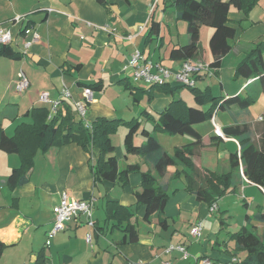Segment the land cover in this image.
<instances>
[{
	"label": "crops",
	"instance_id": "obj_1",
	"mask_svg": "<svg viewBox=\"0 0 264 264\" xmlns=\"http://www.w3.org/2000/svg\"><path fill=\"white\" fill-rule=\"evenodd\" d=\"M174 1L156 0L155 8L150 12L154 0H103L101 3L96 0H0V24L7 25L16 16H27L25 25L40 37L39 42L25 52L22 41H29V38L20 35L21 25L10 24L13 35L10 48L19 58H0L1 128L6 134H12L6 129L14 128L20 122H30L26 113L33 108L44 107L49 117L52 116L53 104L61 100L64 89L70 96L62 100L56 110L64 113V104H68L76 116L74 103L84 102L83 90L97 84L92 90V100L86 104L88 123L96 118L125 122L136 119L140 123L139 130H147L168 155L173 154L169 145L176 149L193 142L186 135L170 136L154 131L150 120L173 100L196 107L190 89L185 92L173 82L165 84L164 88L141 87L130 70L122 71L135 51L171 71L179 69L184 60L171 59L169 54L172 49L187 45L189 36L186 23L177 19L171 6ZM152 23L156 24L154 32H151ZM228 23L236 31L230 52L222 58L218 68L195 76V88L213 97L248 96L253 103L260 98L264 105V74L249 80L234 77L235 68L245 57L250 44L264 37V0L248 14L230 9ZM212 33L208 27L200 28V50L195 59L208 65L212 62L209 48ZM20 70L30 81L29 89L22 94L12 88ZM258 88L259 98L255 97ZM42 93L48 94V103L39 100ZM145 95L147 100L143 104ZM263 114L264 107L255 116L249 108L240 110L232 105L214 111L209 120L195 125L202 137L201 147L190 157L195 167L200 171L228 172L229 155L235 153L231 139L237 140H216L211 126L223 129L235 124H249L253 129ZM139 130L133 137L136 146L145 141ZM126 132L125 127H119L117 134L110 138L115 142L112 145L118 147L113 152L118 168L137 165L140 172L153 171L144 157H124ZM205 148H211L212 153L203 152ZM97 158V150L85 152L75 144L51 147L44 153H36L33 167L25 176L26 182L10 188L6 179L19 166L20 160L17 155L0 151V241L7 246L0 264H35L39 253L43 254L45 264H196L201 257L226 262L235 253L229 234L246 227L258 236L264 235V222L257 219L258 212L264 209V188L248 183L241 166L236 188L217 200V209L212 213L208 204L197 201L185 190L183 176L174 177V172L180 171L181 167L168 166L158 179L160 185L168 188V201L163 213L152 214L147 222L143 220L144 209L135 208L134 192L141 191L140 174H130L125 186L96 181L91 167ZM64 193L72 199H93L90 217L93 225L90 226L87 217L80 214L76 220L69 221L63 231L48 239L47 233L54 220L53 207ZM237 197L246 214L232 222L230 208L232 205L238 208ZM107 201L135 208L137 242H121L124 225H117V221L108 218ZM163 219L165 225H160ZM196 222L201 223L198 241L189 235L190 227ZM88 235L90 243L86 242ZM170 245L184 246L188 257L182 260L178 252L165 253ZM244 256L245 252L236 255L240 260Z\"/></svg>",
	"mask_w": 264,
	"mask_h": 264
},
{
	"label": "trees",
	"instance_id": "obj_2",
	"mask_svg": "<svg viewBox=\"0 0 264 264\" xmlns=\"http://www.w3.org/2000/svg\"><path fill=\"white\" fill-rule=\"evenodd\" d=\"M96 1L103 2V0ZM259 1L175 0L171 6L175 9L177 19L186 23L189 43L172 49L170 58L184 61L196 59L200 50V28L208 27L213 31L209 40L212 54L209 67L218 68L222 58L230 52L231 41L235 37V28L228 23L230 9L248 14ZM155 28L156 24L152 23L151 32H154ZM263 53L264 37L250 44L245 57L235 68L234 77L243 80L261 77L264 74ZM0 58L16 59L19 55L12 51L10 45H0ZM96 86L97 84L88 85L87 88L95 90ZM152 87L164 88L165 85ZM190 91L194 95L196 107H188L182 100H173L156 117L150 118L154 131L170 136L186 135L193 139L190 144L174 149L172 155L166 154L147 130H139L140 123L136 119L125 122L118 119L96 118L88 128L78 115L73 114L68 104H64V113L57 109L50 117L46 108H33L29 114L26 113V116L30 117V122L16 124L12 134H6L0 126V151L17 155L20 160L19 166L7 177V185L14 188L26 182L25 176L33 167L37 152L44 153L51 147L75 144L85 152L98 151V158L91 167L96 181L117 182L125 186L130 174H140L141 191L134 192L135 208L144 209L143 220L147 222L152 214L161 215L168 201V188L158 183V179L165 174L168 166L181 167L180 171L174 172V177L183 176L185 190L197 201L204 202L209 207L227 192L236 188L240 166L248 183L264 188V114L263 121L253 129L249 124H235L221 129L225 139L234 138L239 146L237 152L229 155L230 170L228 172L200 171L190 159L194 150L202 144V137L195 130V125L209 120L214 111L225 110L232 105L245 110L254 100L240 95L228 98L213 97L208 92H201L196 88H190ZM204 106H207L205 110L202 109ZM122 126L127 129L123 139L124 157L127 155L144 157L151 164L153 171L140 172L137 165L127 166L122 170L118 168L117 160L113 156L114 146L110 136ZM138 130L145 141L136 146L133 144V137ZM214 138L218 141L222 140L218 136ZM135 208L123 206L116 201L106 202L108 218L117 221V225H124L121 230L123 243H134L138 240ZM257 219L264 222V209L258 212ZM159 224L165 225V220H160ZM229 240L234 242L236 253H233L231 257H236L239 252H245L240 264H264V235L258 236L246 227H242L239 231L229 234ZM6 248L7 246L0 241V257ZM35 264H45L42 253L38 254Z\"/></svg>",
	"mask_w": 264,
	"mask_h": 264
},
{
	"label": "built area",
	"instance_id": "obj_3",
	"mask_svg": "<svg viewBox=\"0 0 264 264\" xmlns=\"http://www.w3.org/2000/svg\"><path fill=\"white\" fill-rule=\"evenodd\" d=\"M156 0L151 4L150 12L154 10ZM51 11V10H48ZM25 16H16L7 25L0 24V45H10L13 42V35L10 24L21 25L20 35L29 38V41L24 39L23 49L28 51L30 46L34 43H38L40 40L39 35L33 31L30 27L25 25ZM103 30H106L105 28ZM130 70L133 79L142 80L150 86H163L169 82H173L179 86L187 88H195L196 80L195 76L201 72L210 73L211 68L208 64L199 60H185L181 63V66L177 71H171L158 63L144 58L140 51H135L128 59L122 71ZM30 81L23 70L18 71L16 79L14 81V90L18 94H22L29 89ZM84 102L74 103L76 113L78 117L84 122L86 127H90V123L86 121V104L92 100L93 91L89 88H85L82 92ZM69 92L64 89L62 91L61 100L56 101L53 104L54 113L59 103L65 98L69 97ZM39 100L43 103H48V94L42 93L39 95ZM258 122L263 121V117L260 116ZM214 135L224 139L220 128H214ZM217 209L216 203H213L209 207V211L215 212ZM93 210V199H72L65 193L61 195L59 202L53 207V226L47 233V238L54 237L57 233L63 231L66 228V224L71 220H76L80 214H83L88 219V224L91 226L93 223L90 221ZM190 237L198 241L201 236V223L196 222L189 229ZM90 235L86 236V242L90 243ZM178 252L181 255V259L185 260L188 257L187 251L184 246L170 245L165 249V253ZM161 264H172L171 262H163ZM196 264H240V259L232 257L226 262H215L207 257H202L197 260Z\"/></svg>",
	"mask_w": 264,
	"mask_h": 264
},
{
	"label": "rangeland",
	"instance_id": "obj_4",
	"mask_svg": "<svg viewBox=\"0 0 264 264\" xmlns=\"http://www.w3.org/2000/svg\"><path fill=\"white\" fill-rule=\"evenodd\" d=\"M263 56H264V53H263ZM264 58V57H263ZM206 77H208L209 78V74H207L206 75ZM137 81V83H140L141 84V87H147L149 84H147V83H145L144 81H142V80H136ZM132 83H133V81H132ZM140 87V86H139ZM13 88V91H14V86L12 87ZM183 90H185V92H188L189 91V88H187V87H183ZM15 92V91H14ZM215 93H219L217 90H215ZM257 94H259V88L256 90V92H255V97H257L258 95ZM258 98H259V96H258ZM263 98V97H262ZM144 101L142 102L143 104H146V100H147V97H146V95L144 96ZM260 99V98H259ZM258 99V101H256V103H252V104H250L249 105V109H251V111L254 113V115L255 116H257V114L259 113V111H261V109L264 107V105H263V102H262V100L260 99L259 100ZM125 103H126V100H125ZM130 102H129V100H128V104H129ZM124 105V103H122V101H121V105ZM132 105V104H131ZM130 104H129V106H131ZM133 107V106H132ZM86 116H87V108H86ZM125 116H127V115H125ZM129 116H131V115H129ZM86 118V117H85ZM125 118H129V117H125ZM259 123H261V122H259ZM212 128H211V130H212V133H213V131H214V125H212L211 126ZM261 127V126H260ZM7 131H8V133H11L12 131H13V127L11 128V129H6ZM117 134V131L116 132H114L112 135H116ZM111 135V136H112ZM111 136H110V138H111ZM119 137H120V134H119ZM233 142H234V144H235V152L238 150V142L237 141H235V140H233V139H231ZM113 145H114V141L112 140V142H111ZM170 146V150H171V152L173 153L174 152V148H173V145H169ZM117 146H114V150H115V152H116V150H117ZM204 150H206V151H203V152H205V153H212V149L211 148H205ZM118 152L120 153V149L118 150ZM171 153V154H172ZM261 193V192H260ZM236 197V196H235ZM263 197H264V195H263ZM237 199L240 201V204H239V206H238V208L236 207V209L234 208V205H232L231 206V212H230V215L232 216V222H234L235 220H237L238 218H243L244 216H245V214H246V212H245V210L244 209H242V205H241V199L240 198H238L237 197ZM264 199V198H263ZM240 257H242L241 255H239Z\"/></svg>",
	"mask_w": 264,
	"mask_h": 264
}]
</instances>
